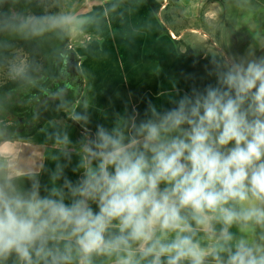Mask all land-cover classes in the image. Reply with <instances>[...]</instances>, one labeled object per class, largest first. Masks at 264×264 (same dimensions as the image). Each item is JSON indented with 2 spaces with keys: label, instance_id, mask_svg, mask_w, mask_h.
<instances>
[{
  "label": "clouds",
  "instance_id": "clouds-1",
  "mask_svg": "<svg viewBox=\"0 0 264 264\" xmlns=\"http://www.w3.org/2000/svg\"><path fill=\"white\" fill-rule=\"evenodd\" d=\"M83 23L0 12V30L26 38ZM206 76L94 132L73 114L78 159L57 133L67 163L46 183L0 145V264H264V55L213 60Z\"/></svg>",
  "mask_w": 264,
  "mask_h": 264
},
{
  "label": "crops",
  "instance_id": "crops-1",
  "mask_svg": "<svg viewBox=\"0 0 264 264\" xmlns=\"http://www.w3.org/2000/svg\"><path fill=\"white\" fill-rule=\"evenodd\" d=\"M60 1L59 14L85 21L65 32L80 58V69L87 84L82 100L72 108L70 116L81 112L89 114L88 127L93 132L97 124L111 127L118 115L123 116L125 110L132 107L139 110L142 118L148 100L158 106H169L167 99L174 87L183 93L193 86L203 88L215 82L214 78L206 76V68L211 69L213 60H222L206 51H197L186 43L185 36L199 35V20L203 17L206 21L212 20L211 13L216 10L207 11L206 7L225 0H159L164 2L162 11L169 3L173 5L165 13L172 21L168 26L169 34L163 32L166 25L162 12L154 13L146 0ZM256 1V5L263 2ZM256 17L259 20L256 22L261 23V17ZM179 21L187 26L176 31ZM208 35L204 33V38ZM259 41L263 42L261 38ZM260 43L257 42L259 46ZM222 44L225 50L232 49L229 39ZM189 48L200 59L186 56L184 53ZM57 133L69 135L72 143L67 151L72 153V164H75L79 142L85 133L66 122L47 123L29 138L0 145L10 146L16 157L14 163L40 173L41 181L46 183L55 171L58 162L55 157L67 163L56 143ZM67 174L75 179L70 170Z\"/></svg>",
  "mask_w": 264,
  "mask_h": 264
},
{
  "label": "trees",
  "instance_id": "trees-1",
  "mask_svg": "<svg viewBox=\"0 0 264 264\" xmlns=\"http://www.w3.org/2000/svg\"><path fill=\"white\" fill-rule=\"evenodd\" d=\"M146 1L154 13L162 12L163 32L169 34L172 21L165 13L173 5L162 11L163 1ZM60 8V0H0V12L16 10L22 16L55 15ZM184 54L200 59L190 48ZM19 56L25 58L22 75L13 70ZM86 86L80 58L65 32L26 38L0 30V144L29 138L50 122H66L84 132L70 111L82 100Z\"/></svg>",
  "mask_w": 264,
  "mask_h": 264
},
{
  "label": "rangeland",
  "instance_id": "rangeland-1",
  "mask_svg": "<svg viewBox=\"0 0 264 264\" xmlns=\"http://www.w3.org/2000/svg\"><path fill=\"white\" fill-rule=\"evenodd\" d=\"M260 1L263 2L257 3L258 6L256 0H225L214 6L208 5L207 11L212 8L216 9L211 13L213 19L206 21L202 16L203 18L197 24V33L200 34L196 36L197 38H190V35L185 36L186 43L192 44L197 51H206L219 57L222 61L234 55L248 53H255L257 56L264 55V0ZM257 15L261 17V23L256 22ZM186 26L187 24L179 21L175 25V30H184L183 28ZM229 26H231L232 32ZM204 33L210 35L204 38ZM260 38L262 43L259 41ZM227 39L230 41L229 46L232 47L229 51L225 50L222 44V41ZM257 42L260 43V46ZM19 58L20 60L13 64L15 71L25 65V58L23 56H19Z\"/></svg>",
  "mask_w": 264,
  "mask_h": 264
}]
</instances>
